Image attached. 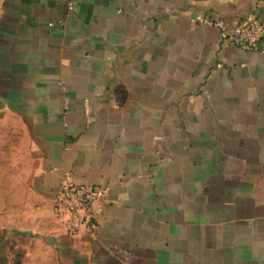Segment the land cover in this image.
Wrapping results in <instances>:
<instances>
[{"label": "crops", "instance_id": "obj_1", "mask_svg": "<svg viewBox=\"0 0 264 264\" xmlns=\"http://www.w3.org/2000/svg\"><path fill=\"white\" fill-rule=\"evenodd\" d=\"M251 17L264 0H0V125L34 160L19 235L58 264H264V39L214 26ZM66 175L104 195L94 237L53 209Z\"/></svg>", "mask_w": 264, "mask_h": 264}, {"label": "rangeland", "instance_id": "obj_2", "mask_svg": "<svg viewBox=\"0 0 264 264\" xmlns=\"http://www.w3.org/2000/svg\"><path fill=\"white\" fill-rule=\"evenodd\" d=\"M28 151L17 123L0 125V244L10 264H58L44 240L19 235V224L30 225L37 202L31 191L34 160Z\"/></svg>", "mask_w": 264, "mask_h": 264}, {"label": "built area", "instance_id": "obj_3", "mask_svg": "<svg viewBox=\"0 0 264 264\" xmlns=\"http://www.w3.org/2000/svg\"><path fill=\"white\" fill-rule=\"evenodd\" d=\"M205 23H208L204 20ZM62 25V22H60ZM53 27L54 24L49 25ZM219 30L221 43L237 47L246 52L259 51V43L264 39V26L255 17L242 21L235 27H229L224 21L214 23ZM101 191L91 186L77 185L71 175H66L53 202L54 211L67 216L70 232L78 233L82 228H89L95 236V208L103 200Z\"/></svg>", "mask_w": 264, "mask_h": 264}]
</instances>
